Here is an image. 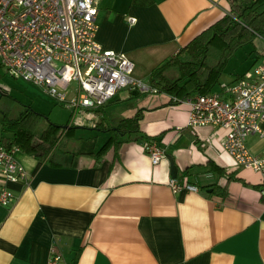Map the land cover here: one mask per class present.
Masks as SVG:
<instances>
[{"label":"crops","instance_id":"crops-1","mask_svg":"<svg viewBox=\"0 0 264 264\" xmlns=\"http://www.w3.org/2000/svg\"><path fill=\"white\" fill-rule=\"evenodd\" d=\"M98 8L97 40L127 52L134 74L148 81L163 60L229 12L230 2L99 0ZM251 45L247 69L210 92L264 58V37ZM139 109L140 132L121 134L118 148L111 144L100 154L103 144L68 150L65 164L55 166L19 148L29 178L0 175V191L15 195L12 203H0V264H50L53 248L61 255L57 264H264V202L256 185L263 173L237 165L223 145L225 128L193 129L186 102H172L164 91L127 88L96 110L95 126L85 127L115 126ZM150 138L166 153L158 164L143 145ZM246 142L264 157V136L253 133ZM173 177L198 190L173 192ZM211 183L226 194H208Z\"/></svg>","mask_w":264,"mask_h":264},{"label":"built area","instance_id":"built-area-1","mask_svg":"<svg viewBox=\"0 0 264 264\" xmlns=\"http://www.w3.org/2000/svg\"><path fill=\"white\" fill-rule=\"evenodd\" d=\"M99 0H0V65L16 78L43 86L57 101L72 109L70 124L98 122L96 110L123 88L143 93H159L157 87L134 74L135 62L125 51L105 47L96 38ZM134 21V18H130ZM221 91L195 93L173 102L190 105L188 126L210 125L226 129L224 148L237 165L263 173L264 157L253 153L247 137L264 136V58L231 83H221ZM153 164L166 155L157 139L143 141ZM18 146L1 142L0 175L10 181L27 182L26 167L17 158ZM207 178H211L208 177ZM173 192L198 190L194 183L169 180ZM264 196V179L260 187ZM15 199L3 188L0 203ZM61 255L53 248L50 264Z\"/></svg>","mask_w":264,"mask_h":264},{"label":"trees","instance_id":"trees-1","mask_svg":"<svg viewBox=\"0 0 264 264\" xmlns=\"http://www.w3.org/2000/svg\"><path fill=\"white\" fill-rule=\"evenodd\" d=\"M229 2V12L199 32L175 55L167 57L152 70L148 77L151 85L160 91L182 98L194 93L210 92L220 82L223 70L236 51L246 44L253 43L257 35L264 37V0H229ZM185 56L188 59H185ZM172 66H177L179 69V76L175 79L167 75V70ZM4 96L9 95L3 90L1 98ZM3 103L5 106L3 108L0 106L2 144L9 149L18 146L22 151L52 165H64L66 157L71 152L59 147L60 138L63 135H71L74 128L79 125L70 122L62 125L50 121L40 135L36 136L37 126L44 119V115L33 106L25 105L17 116L10 117L8 115L10 105L7 107V99H4ZM142 117L143 110L139 109L133 116L120 119L115 126L94 127L111 132L108 140L96 154H100L111 144L118 148L123 142L120 139L121 134L139 133V122ZM139 137L150 136L139 134ZM212 168L222 169L215 163ZM209 185L213 190L208 194H226L225 189L216 183ZM256 185L260 188L262 183ZM262 198L264 202V196Z\"/></svg>","mask_w":264,"mask_h":264},{"label":"rangeland","instance_id":"rangeland-1","mask_svg":"<svg viewBox=\"0 0 264 264\" xmlns=\"http://www.w3.org/2000/svg\"><path fill=\"white\" fill-rule=\"evenodd\" d=\"M260 36V35H259ZM252 49L251 44H246L239 48L228 61L221 75L222 81H228L233 78V72L240 70L245 71L246 67L251 64L253 56L249 55ZM188 59L187 56L184 57ZM246 66V67H245ZM241 68V69H240ZM167 75L171 79L179 76L177 66H172ZM3 90L9 95L1 98ZM13 98V99H12ZM4 99H7L8 115L17 116L25 105H31L44 115V119L38 124L36 136H39L48 122L52 121L59 124H67L71 118L72 109L59 103L55 97L45 90L43 86L33 83L23 78H16L11 75L6 67L0 65V106L3 108ZM110 131L96 129L85 126H76L71 135H63L59 141V147L67 150H88L100 148L108 139Z\"/></svg>","mask_w":264,"mask_h":264},{"label":"water","instance_id":"water-1","mask_svg":"<svg viewBox=\"0 0 264 264\" xmlns=\"http://www.w3.org/2000/svg\"><path fill=\"white\" fill-rule=\"evenodd\" d=\"M213 190V188H209L208 191L211 192Z\"/></svg>","mask_w":264,"mask_h":264}]
</instances>
